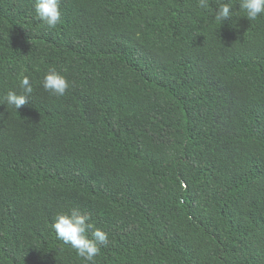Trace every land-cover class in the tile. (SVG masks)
I'll list each match as a JSON object with an SVG mask.
<instances>
[{
    "label": "trees",
    "instance_id": "1",
    "mask_svg": "<svg viewBox=\"0 0 264 264\" xmlns=\"http://www.w3.org/2000/svg\"><path fill=\"white\" fill-rule=\"evenodd\" d=\"M35 2L0 0V264H91L53 229L72 209L95 264H264V15L60 0L49 27Z\"/></svg>",
    "mask_w": 264,
    "mask_h": 264
},
{
    "label": "clouds",
    "instance_id": "2",
    "mask_svg": "<svg viewBox=\"0 0 264 264\" xmlns=\"http://www.w3.org/2000/svg\"><path fill=\"white\" fill-rule=\"evenodd\" d=\"M198 6L207 9L209 0H198ZM239 8L246 13L248 20L254 21L264 15V0H240ZM230 9H232L230 3L219 2L215 9V20L222 23L232 18L233 11ZM35 12L37 17L49 27H55L61 21L60 0H36ZM42 86L51 94L63 96L69 88V82L54 68H50L43 78ZM19 88V93L9 90L3 102L16 110L28 103V97L34 90L28 76L20 80ZM88 219L87 214L72 209L70 212L58 213L52 226L59 240L70 245L84 261L95 264V257L101 251L100 246H106L109 242L108 234L96 228L92 231L90 239L87 233L92 225L87 223Z\"/></svg>",
    "mask_w": 264,
    "mask_h": 264
}]
</instances>
